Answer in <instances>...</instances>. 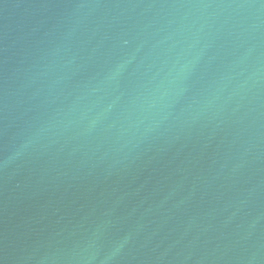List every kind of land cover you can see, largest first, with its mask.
<instances>
[{"label":"water","instance_id":"1","mask_svg":"<svg viewBox=\"0 0 264 264\" xmlns=\"http://www.w3.org/2000/svg\"><path fill=\"white\" fill-rule=\"evenodd\" d=\"M0 264H264V0H0Z\"/></svg>","mask_w":264,"mask_h":264}]
</instances>
